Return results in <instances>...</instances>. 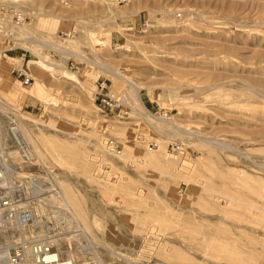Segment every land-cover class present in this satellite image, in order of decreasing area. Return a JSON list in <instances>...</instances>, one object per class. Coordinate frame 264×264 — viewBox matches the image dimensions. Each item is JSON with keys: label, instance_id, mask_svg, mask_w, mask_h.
I'll return each instance as SVG.
<instances>
[{"label": "rangeland", "instance_id": "obj_1", "mask_svg": "<svg viewBox=\"0 0 264 264\" xmlns=\"http://www.w3.org/2000/svg\"><path fill=\"white\" fill-rule=\"evenodd\" d=\"M31 1L20 5L26 33L8 16L0 21L13 31L10 43L0 39V169L13 191L27 194L26 173L36 172L39 190H59L73 216L66 190L79 203L81 235L54 231L59 257L264 264V0ZM16 68L31 77L28 85ZM97 80L127 115L100 106ZM34 85L40 93L22 100L4 95ZM138 100L192 133L137 115L130 108L143 110ZM110 137L120 156L97 147ZM18 140L31 154L26 164ZM151 141L157 148L148 150ZM176 144L183 154L167 150ZM159 145L173 164L149 167L147 153ZM184 156L194 168L177 173ZM168 173L176 178L171 190L163 186Z\"/></svg>", "mask_w": 264, "mask_h": 264}, {"label": "built area", "instance_id": "obj_2", "mask_svg": "<svg viewBox=\"0 0 264 264\" xmlns=\"http://www.w3.org/2000/svg\"><path fill=\"white\" fill-rule=\"evenodd\" d=\"M129 0H114L116 4H124ZM4 16L9 17L11 26H20L28 19L27 14L19 6L8 5L6 0H0V21ZM180 16V13H177ZM0 39L7 43L13 40V31L10 28L1 27ZM15 71L22 85H28L31 77L22 69ZM106 84L104 80H97L95 90L100 106L108 112H117L119 116L127 115V111L121 108L117 98L108 92H104ZM13 129H15L13 127ZM17 134L16 131H14ZM17 139V138H16ZM23 163L26 164L31 154L21 140L17 141ZM157 147V141L149 142L148 150ZM105 150L113 156L121 154V146L115 138L105 141ZM173 153L182 152L180 144L167 148ZM7 173L0 169V264H52L61 259L59 252V233H54L56 228L66 232H77L81 235L82 227L73 216L63 195L59 190L43 193L38 186V173H26L24 181L30 187L28 193L4 186V178ZM2 183V184H1ZM28 250V252H26ZM72 258L62 260L59 264H71Z\"/></svg>", "mask_w": 264, "mask_h": 264}, {"label": "bare ground", "instance_id": "obj_3", "mask_svg": "<svg viewBox=\"0 0 264 264\" xmlns=\"http://www.w3.org/2000/svg\"><path fill=\"white\" fill-rule=\"evenodd\" d=\"M60 1H64V0H60ZM27 2H32L31 0H6V4H8V5H14V6H19V7H21L22 5H24V4H26ZM21 5V6H20ZM22 9V8H21ZM25 12V11H24ZM40 15L39 13H38V11L35 13V15ZM36 15V16H37ZM213 25V24H212ZM21 26V25H20ZM1 27H4L3 26V24L1 25ZM12 29H15V27L13 26L12 27ZM26 28L24 27V25H22L21 27H20V29L18 30V33H20V34H24V33H26ZM7 49V48H6ZM14 49V48H13ZM3 65V64H2ZM107 68H106V70H107V72H108V70L110 71L109 73H113L116 77H118L119 79H123V80H125L127 83H130L129 82V80L127 79V77H124V75H123V73H122V70H120V69H114V68H111L110 66H106ZM4 71V66H2L1 68H0V72L1 71ZM106 70H104V71H106ZM5 73V72H4ZM27 73H28V71H27ZM29 74V73H28ZM4 75V74H3ZM30 75V74H29ZM84 82V81H83ZM132 84V83H131ZM130 85V84H129ZM5 87V86H4ZM16 87H18V86H16ZM130 87H132L131 88V91L135 94V95H137L138 93L137 92H139V90H140V87H138L137 85H135V84H132V86H130ZM144 88V87H143ZM123 89V88H122ZM122 91V90H121ZM27 92V93H26ZM34 92H36V93H40V89L36 86V85H34V86H31V87H29V88H25V87H18L17 89L14 87V89H7V90H5V92H4V95L7 97V96H12L13 98H15L16 100H22V99H24V97L28 94V93H34ZM126 92V91H125ZM2 93H3V91H2ZM6 93V94H5ZM122 93V92H121ZM125 95V94H124ZM135 95H133L134 97H138V96H135ZM139 95V94H138ZM262 95V94H261ZM124 97V96H123ZM8 98V97H7ZM10 98V97H9ZM126 98V97H125ZM138 99V98H137ZM137 99H135L136 101H137ZM139 101V105L140 106H142V108H143V110L141 109V111L140 110H138V109H136V108H134L133 107V109L132 108H130L131 109V111H135L136 112V114L138 115V114H140L141 116H142V118H145V119H147V117H149V118H152V119H154L156 122H161V123H164V124H167V126H170L172 129H173V131H175V132H173V133H176V131H179V134H181V133H183V134H189V133H192L189 129H187V128H184V127H181V126H178L177 124H175L170 118H167V117H165L164 115H162V114H151L149 111H148V109H147V107L143 104V102H142V100H138ZM125 102V101H124ZM126 102H129V101H127L126 100ZM126 104V103H125ZM129 104V103H128ZM129 105H131V104H129ZM129 108V107H128ZM144 119V120H145ZM152 124V123H151ZM171 128H170V130H171ZM177 128V129H176ZM167 130V129H166ZM165 131V130H164ZM170 132H172V131H170ZM184 132H187V133H184ZM178 134V133H177ZM210 141H211V144H219V145H221V146H223V143L222 142H220L219 140H215L214 138H211L210 139ZM104 143V142H103ZM102 142L101 143H99L98 142V144H97V147H101L102 149H104V144H103ZM181 145V144H180ZM215 146V145H214ZM126 148H127V150H130L129 152H130V154L133 156V157H135L137 154H138V152H139V148H140V146L138 147V145H136V144H128L127 146H126ZM157 148V147H156ZM60 149L62 150V151H64V152H71L72 153V156H74V158H76V150H74L73 148H72V146L71 145H69V144H61V146H60ZM107 153V152H106ZM140 153H142V152H140ZM140 153H139V155H140ZM164 153V152H163ZM184 153V149H183V147H182V152H179L178 154H183ZM1 154V153H0ZM3 154V153H2ZM5 154H7V153H5ZM107 154H109V153H107ZM110 155V154H109ZM121 155V154H120ZM120 155H118V156H120ZM131 155H129V156H131ZM150 156L151 157V159L149 160V162L150 163H152L149 167H152V165L153 166H157L158 164H160V163H162V164H164V165H172L173 163H172V161H168V159H165V158H163V156H162V146L161 145H159V148L157 149V151H155V152H150L149 154L147 153V156ZM113 156V155H112ZM138 156V155H137ZM78 157V156H77ZM72 160V159H71ZM4 160L3 159H1L0 160V162H3ZM74 161V160H73ZM143 161H145V160H143ZM2 164V163H1ZM159 167V166H158ZM192 168H194L193 167V165L190 163V161H189V158H187L186 156H184L182 159H180L179 160V162L177 163V173H179V171H181L182 173H185L187 170L189 171V170H191ZM173 169V168H172ZM188 173V172H187ZM183 174V175H185L186 177H188V174ZM175 174H176V172H175ZM175 174H171V173H168V174H166V175H164L167 179H165L164 180V182H163V186H164V188L165 189H167V190H171L172 188H173V183H174V180L176 179V178H174L175 177ZM0 182H3V181H0ZM199 183V182H198ZM63 195V194H62ZM66 197H67V199L70 201V203H71V205H72V208H73V211H74V216H75V218L77 217V216H79V215H81V210H80V206H79V203L75 200V198L71 195V193L68 191V190H66ZM63 200L66 202V200H65V198L63 197ZM67 203V202H66ZM68 205V204H67ZM69 207V206H68ZM70 209V208H69ZM77 215V216H76ZM26 252H28V250H26ZM63 259H58V261L57 262H55V263H52V264H59V262L60 261H62ZM28 264H31V262L30 263H28ZM71 264H73L72 263V261H71Z\"/></svg>", "mask_w": 264, "mask_h": 264}]
</instances>
